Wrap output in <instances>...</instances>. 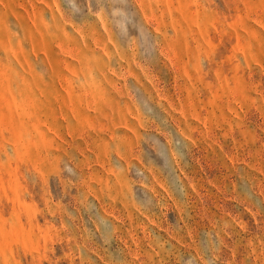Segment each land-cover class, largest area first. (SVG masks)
<instances>
[{
	"label": "rangeland",
	"instance_id": "rangeland-1",
	"mask_svg": "<svg viewBox=\"0 0 264 264\" xmlns=\"http://www.w3.org/2000/svg\"><path fill=\"white\" fill-rule=\"evenodd\" d=\"M0 264H264V0H0Z\"/></svg>",
	"mask_w": 264,
	"mask_h": 264
}]
</instances>
